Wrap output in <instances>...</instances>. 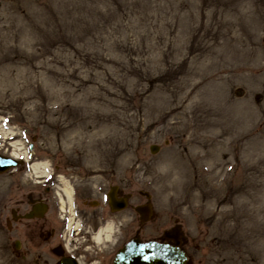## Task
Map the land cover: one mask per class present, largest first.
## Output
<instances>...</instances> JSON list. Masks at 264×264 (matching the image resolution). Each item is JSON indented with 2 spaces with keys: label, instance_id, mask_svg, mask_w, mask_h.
<instances>
[{
  "label": "rangeland",
  "instance_id": "rangeland-1",
  "mask_svg": "<svg viewBox=\"0 0 264 264\" xmlns=\"http://www.w3.org/2000/svg\"><path fill=\"white\" fill-rule=\"evenodd\" d=\"M11 153L0 264L20 260L17 193L51 164L131 175L144 234L177 220L192 264H264V0H0Z\"/></svg>",
  "mask_w": 264,
  "mask_h": 264
},
{
  "label": "flooded vegetation",
  "instance_id": "flooded-vegetation-1",
  "mask_svg": "<svg viewBox=\"0 0 264 264\" xmlns=\"http://www.w3.org/2000/svg\"><path fill=\"white\" fill-rule=\"evenodd\" d=\"M86 167L54 165L52 172L61 174L55 173L49 181L35 180L31 189L17 193L13 206L17 264H59L63 260L114 264L124 244L135 237L173 243L161 238L163 231L150 237L144 234L147 222L134 210L131 175L100 177ZM59 176L66 187L58 185ZM185 244L181 248L187 264H192Z\"/></svg>",
  "mask_w": 264,
  "mask_h": 264
},
{
  "label": "water",
  "instance_id": "water-1",
  "mask_svg": "<svg viewBox=\"0 0 264 264\" xmlns=\"http://www.w3.org/2000/svg\"><path fill=\"white\" fill-rule=\"evenodd\" d=\"M156 150L155 146L151 147L152 152ZM16 163L15 160L0 156V172ZM135 210L139 213L142 221L148 220L152 213L151 205L148 203L135 207ZM163 235L166 239H172L174 245L159 244L155 241L142 243L138 239H134L123 247L116 256L114 264H186V255L179 249L183 241L180 229L172 227L164 231ZM60 264L70 263L63 260Z\"/></svg>",
  "mask_w": 264,
  "mask_h": 264
},
{
  "label": "bare ground",
  "instance_id": "bare-ground-1",
  "mask_svg": "<svg viewBox=\"0 0 264 264\" xmlns=\"http://www.w3.org/2000/svg\"><path fill=\"white\" fill-rule=\"evenodd\" d=\"M11 155H13V156H18V155H16L15 153H11ZM43 166H44V163H34V164H33V169L37 170L38 167H43Z\"/></svg>",
  "mask_w": 264,
  "mask_h": 264
}]
</instances>
